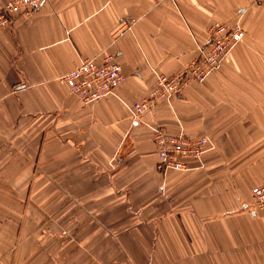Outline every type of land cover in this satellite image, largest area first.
I'll return each instance as SVG.
<instances>
[{
	"label": "crops",
	"instance_id": "0c3cea01",
	"mask_svg": "<svg viewBox=\"0 0 264 264\" xmlns=\"http://www.w3.org/2000/svg\"><path fill=\"white\" fill-rule=\"evenodd\" d=\"M213 22L244 31L226 61L131 118ZM104 53L123 80L82 104L60 76ZM152 126L209 143L159 172ZM263 182L264 3L45 0L0 28V264H264Z\"/></svg>",
	"mask_w": 264,
	"mask_h": 264
},
{
	"label": "built area",
	"instance_id": "2783aa9c",
	"mask_svg": "<svg viewBox=\"0 0 264 264\" xmlns=\"http://www.w3.org/2000/svg\"><path fill=\"white\" fill-rule=\"evenodd\" d=\"M45 0H7L0 6V28L9 25L17 14L28 15L40 8ZM264 3V0H250ZM206 40L199 46L198 55L178 72L155 74L153 87L141 100L129 106L131 118L135 119L156 102H169L171 97L182 92L191 83H200L205 77L219 69L226 61L230 50L244 36L237 24L213 22L205 30ZM123 80L121 67L114 54L104 53L99 59L81 58L76 66L60 76L68 92L80 103L90 104L111 93ZM152 141L156 151V168L159 172L184 171L188 162L200 161L207 148L205 136L190 138L182 133L170 135L162 128L151 127ZM252 204L264 210V182L250 189Z\"/></svg>",
	"mask_w": 264,
	"mask_h": 264
}]
</instances>
